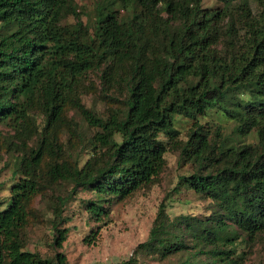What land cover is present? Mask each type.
<instances>
[{"label":"trees","instance_id":"16d2710c","mask_svg":"<svg viewBox=\"0 0 264 264\" xmlns=\"http://www.w3.org/2000/svg\"><path fill=\"white\" fill-rule=\"evenodd\" d=\"M215 1L220 7L110 0L87 24L70 0H0V135L9 127L23 148L20 178L8 202L0 201V264H69L60 252L69 194L49 196L52 257L26 249L35 197L69 183L72 192L92 195L84 203L89 218L106 223L111 203L156 182L172 143L191 166L175 189L208 200L209 214L170 218L160 204L135 254L177 257L171 264H241L239 239L253 243L264 234V0ZM90 72L109 91L117 87L121 106L98 115L80 105L76 90ZM69 103L95 130L81 167L60 162L62 149L49 138ZM217 105L221 119L234 123V137L254 134L256 142L218 138L201 123ZM34 109L43 127L35 147L24 150ZM176 118L192 122L182 143Z\"/></svg>","mask_w":264,"mask_h":264},{"label":"rangeland","instance_id":"374dc122","mask_svg":"<svg viewBox=\"0 0 264 264\" xmlns=\"http://www.w3.org/2000/svg\"><path fill=\"white\" fill-rule=\"evenodd\" d=\"M82 14V20L87 24L93 22V12L97 5H103L110 0H70ZM203 8L220 7L215 0H202ZM255 10L256 5L252 4ZM66 23H73L74 19L68 17ZM221 45L218 47L220 49ZM76 90L75 99L85 109L92 110L98 115H103L107 110L121 106L117 87L108 90L100 80L99 72H90L85 75ZM121 101V100H120ZM63 114L62 120L49 133L51 140L57 141L61 147V161H68L79 167L90 158V151L86 146L95 130L89 128L83 120L79 110L69 103ZM222 106L217 105L215 110L200 122L204 123L220 138L223 134L235 139L239 143H255L256 138L251 134L245 138L234 137L232 131L234 123L221 119L216 111H221ZM32 119L33 134L25 138L24 150L35 147L43 127V118L38 110L29 112ZM191 121L176 118L175 133L177 143L185 140ZM32 127V126H31ZM164 143L167 140L161 137ZM14 131L9 127H1L0 135V201L8 202L9 189L17 182L20 175L17 172L22 147ZM20 147V148H18ZM165 154V166L156 182L149 188L138 190L131 197L120 202L111 203L109 218L106 223L100 224L89 218L84 210V203L92 199V195L85 190L72 192L69 183H61L53 190H48L46 196L38 195L30 204L33 212L28 226L25 229L26 249L38 252L43 257H52L54 232L51 230L49 196H63L69 194L63 216L67 222L61 228L68 229L66 241L62 245V252L69 264H171L177 257L160 260L135 250L143 243L149 234L160 204L166 205V212L170 218L179 214L194 216H207L209 214V201L194 194L186 188L177 187L179 177L191 173L189 163L179 160V151L176 144H168ZM47 161H45L43 168ZM175 189V190H174ZM93 235L92 238H89ZM236 253L241 255V264H264V234L254 239L253 243L245 242L240 238L236 245Z\"/></svg>","mask_w":264,"mask_h":264}]
</instances>
